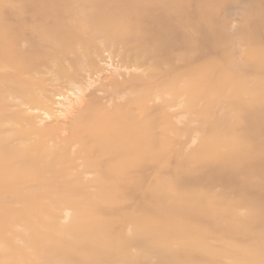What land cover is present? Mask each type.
Listing matches in <instances>:
<instances>
[{"label":"rangeland","instance_id":"rangeland-1","mask_svg":"<svg viewBox=\"0 0 264 264\" xmlns=\"http://www.w3.org/2000/svg\"><path fill=\"white\" fill-rule=\"evenodd\" d=\"M173 1L0 0V40L23 33L0 57V264H264V0H193L209 27L203 52L177 62L162 37L150 58L154 39L126 21L162 22ZM90 84L87 111L143 128L156 155L143 187L102 189L97 144L84 155L87 139L61 141L75 86ZM158 202L203 211L187 223L198 234L141 237L169 223L171 212L153 215Z\"/></svg>","mask_w":264,"mask_h":264},{"label":"bare ground","instance_id":"bare-ground-1","mask_svg":"<svg viewBox=\"0 0 264 264\" xmlns=\"http://www.w3.org/2000/svg\"><path fill=\"white\" fill-rule=\"evenodd\" d=\"M193 2H194L193 0H179L175 2L173 1V3L169 5L171 6V14L167 17H164V19H162V22H159L158 18L156 17L149 16L147 18H143L142 15L137 14L136 18L134 17V20H132V17L129 18L126 21V25L129 27L131 24L133 26L135 25L137 29H139L141 26V29H143L145 32L143 36L139 37L142 38V40H144V38H146L147 40L154 39V42L152 43L153 45L145 49L147 51V54H149L150 58H154L155 55L160 56L163 53L164 45L161 42H159L161 41L159 39L163 37V40H165V38L169 39L168 40L169 42L167 43V45H165V47L166 49H169L171 51L169 55L171 58L175 59V61L180 62L185 60L186 58H188L189 60L196 59V56L200 55L203 52V46L207 43L206 38H208V33L205 30L209 29V27L208 28L205 27L204 25H202L200 21L195 22L194 20L195 18L191 16L192 12L189 11L188 7ZM49 8L50 7H48V10L51 12ZM209 9L210 8H208L207 10ZM1 17H3V15L0 16V19ZM143 19H145L144 20L146 21L145 23L148 22L152 27L156 28L155 31L156 33L154 32V34H151L150 31L147 30L146 24L142 22ZM161 24L164 26L158 27ZM200 32L202 34H200ZM3 33H4L3 28L0 26V35H2ZM14 35L16 36L12 38V40L9 43L0 40V57L1 56L5 57L4 54L6 55V52L7 54H9L8 52H10L13 56H15V51L12 52V50H14L13 49L14 42L16 41L15 38L22 36L23 33L18 30L16 34L14 33ZM173 38L175 39L173 40ZM9 44L12 47L11 49L7 50ZM176 48H179L181 51L177 50ZM35 59L38 60L39 57ZM143 63L139 64L138 62L137 64H135L136 68L138 67L137 69H139V67ZM138 80H143V79L138 78ZM113 85L114 84L112 82H106L103 85V87L109 88L112 87ZM75 88H77L76 90L80 94L78 107L75 109V112H72V117L70 121L71 124L68 121L66 124V126L68 127H64L63 133L61 132L62 137H60L59 135V137L62 139L61 141L67 142L71 139H75L78 143L82 144L84 143L83 140L87 139L88 141L87 143L91 146L89 148L84 149L83 154L84 152L88 154L91 151V148H94L93 146L97 144V147L100 148V153H102L100 157L106 158V160L102 163L103 166L98 168L96 164L98 163V160H94L92 162H90L89 160L87 161L90 167H96L98 168L97 171L99 173H101L102 175L103 173L105 174L104 177L106 178L107 181H106V185L101 187L102 189L104 188H108V189L110 188L112 190H115L116 188L124 189L126 186L128 187L133 186L136 188L143 187V185H145L146 182L144 173L146 170H148L149 166H151L150 165L152 164L151 162L154 161L156 158L155 157L156 155H152V153L149 154L145 133L142 130L143 128L137 126L136 123L133 121L131 122V124L130 123L122 124L120 123L121 120L118 119V117L110 118V119H102L98 117L97 111L96 112L87 111L89 107L88 97L90 95L96 96L95 93H97L98 91L94 89L95 88L94 84H90L89 88L86 89H82L81 87L78 86H75ZM95 118H97V121H99L100 123L92 124L91 121L95 120ZM58 152L59 154H61L64 152V149L58 148ZM92 152L94 153V151ZM55 158H56L55 154H53V156L49 155L46 158V164L48 169L54 170L53 174L56 175L57 174L56 168L54 166L55 163L53 162ZM4 168L5 167H2L0 169L2 170ZM103 169L105 171H103ZM134 174L138 175L137 178H134ZM235 182L236 181H234V183ZM0 189L2 190L5 188H0ZM113 199H114L113 193L110 196L109 195L106 196L107 201H113ZM156 205H158L157 207L158 209H156V212L153 215L162 216V214L165 213L167 214L171 212L172 214L167 215L170 216V218H166L167 216H162L166 220H169V223H165L166 225L160 224L159 222L157 223L159 225H156L155 223L150 225L148 224L144 227L143 231L141 232V237L143 235H146L144 237L152 238L151 235H153L152 233L155 232V229H157V231L160 233L177 232L180 230L181 233H187L189 239L190 236H194L198 234L196 229L190 228L187 225V223L200 222V218L203 214V211L202 214H200V211H198V213L195 214L194 211L188 208H184L183 210L177 209V212H175L176 210L171 211V209L170 211H167L166 209L167 205H164L163 203H159V202ZM172 215H176V218L172 219L171 217ZM171 222H175V223L172 224ZM88 228L89 227L83 224L82 227L80 226L78 228V230H82V229L88 230ZM91 235L92 233L88 234V236ZM155 242L156 245H159L161 247L162 244L159 240ZM109 246L110 245H107L105 248L108 249ZM171 261L172 259L168 258V256H165L161 260V263L169 264ZM94 262L97 261L95 260Z\"/></svg>","mask_w":264,"mask_h":264}]
</instances>
